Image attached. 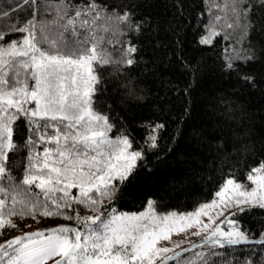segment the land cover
I'll list each match as a JSON object with an SVG mask.
<instances>
[{
	"label": "snow or ice",
	"instance_id": "snow-or-ice-1",
	"mask_svg": "<svg viewBox=\"0 0 264 264\" xmlns=\"http://www.w3.org/2000/svg\"><path fill=\"white\" fill-rule=\"evenodd\" d=\"M25 5L30 7L25 19L12 20L0 29V228H15L10 219L14 214L35 218L37 212L66 217L75 224L37 227L4 239L0 264H168L173 259L176 264H264V259L254 258L253 249H249L253 255L226 251L240 244L258 245L264 258V219L254 232L246 223L254 211L264 213V158L246 170L243 180L229 169L212 199L193 211L159 213L152 196L147 197L144 211L115 207L135 194L133 187L151 169L159 149L158 133L166 123L135 111L147 88L142 76L133 72L141 60L133 36L147 28L150 18L139 16L134 6L101 0L77 4L13 0L7 11L0 8V17ZM205 7L210 18L194 34L196 43L212 45L229 29L238 34L223 71L255 84L254 75L245 68L264 56V42L250 41L245 48L242 41L260 24L256 17L264 11V0H226ZM53 10L55 16L46 18L44 13ZM220 12L226 15L223 24ZM100 27L124 35L118 55L102 45ZM176 42L179 47V27ZM105 68L115 77L114 83L102 75ZM98 97L106 111L94 107ZM121 107L124 115L117 110ZM141 129L146 131L138 135ZM243 135L227 122L219 123L208 142L211 159L206 163L223 167L229 149L236 153L235 141ZM22 150L24 166L16 177L10 154ZM240 150L255 148L248 142ZM259 156L264 157V150ZM74 203L87 206L93 214L80 215ZM192 227L198 229L195 234L206 235L190 249L172 252L177 247L172 233ZM197 248L191 260L182 259V253Z\"/></svg>",
	"mask_w": 264,
	"mask_h": 264
},
{
	"label": "trees",
	"instance_id": "trees-1",
	"mask_svg": "<svg viewBox=\"0 0 264 264\" xmlns=\"http://www.w3.org/2000/svg\"><path fill=\"white\" fill-rule=\"evenodd\" d=\"M24 4V0H16ZM42 3L43 0H37ZM72 4L82 0H69ZM86 2V0H84ZM107 5L118 7L134 6L139 16L150 18L147 28L138 36H133L139 44L140 63L133 69L142 76L147 94L139 102L135 111L147 118L164 120L165 127L158 133L159 149L152 157L150 170H146L132 192L115 207L124 212H139L147 207V197L155 200V209L162 213L170 210L177 212L193 211L201 202L212 199L216 188L229 169L238 179H246V170L259 159V152L264 150V56L246 66L245 71L254 75L256 82L250 85L240 81L237 76L223 71V61L231 54L228 49L235 48L239 36L230 29L221 32L212 45H199L194 34L202 21L209 19L205 5L223 4L226 0H101ZM13 0H0V8L7 11V5ZM182 8V14H181ZM217 9L212 7V13ZM203 12L204 15H198ZM30 14L27 5L13 11L7 17H0V29L7 27L12 20H23ZM223 24L226 15L220 12ZM45 17L52 19L55 10L45 12ZM264 11L256 17L260 24L254 25L242 41L243 47L264 42ZM180 28V46L177 47V28ZM102 45L115 56L118 55L123 34L113 33L105 27L98 28ZM232 38H229V37ZM113 42H109V41ZM187 65V66H186ZM194 66V67H193ZM104 67V66H101ZM109 84L115 77L108 75L105 68L102 73ZM187 89V91H185ZM115 103V101H113ZM98 111H106L99 97L94 105ZM227 109V111L225 110ZM120 115L124 109L118 108ZM227 122L237 132L244 135L235 141L236 153H231L228 162L221 168L215 163L211 166L206 160L211 159L208 142L217 131L218 124ZM115 131V130H113ZM146 129H141L142 135ZM251 142L255 151L243 152L242 144ZM25 151L11 156L12 173L21 175L24 166ZM210 168V170H208ZM175 177L179 182H174ZM7 186V181L3 182ZM35 191V189H34ZM3 194H0V198ZM10 199V194H9ZM80 215H91L92 210L83 204H73ZM16 227L0 228V243L12 235L47 228L60 223L75 224L74 220L58 215L44 216L37 212L35 218L25 215L10 217ZM264 213L254 211L247 219V225L255 231ZM260 257L258 245H237L226 249L229 253H243ZM200 249H192L183 258L192 259ZM231 258V256H229ZM176 264V261L169 263ZM219 264V262H218Z\"/></svg>",
	"mask_w": 264,
	"mask_h": 264
},
{
	"label": "rangeland",
	"instance_id": "rangeland-1",
	"mask_svg": "<svg viewBox=\"0 0 264 264\" xmlns=\"http://www.w3.org/2000/svg\"><path fill=\"white\" fill-rule=\"evenodd\" d=\"M29 231H32V230H29ZM197 231L198 229H196L195 227H192L190 229L185 230L184 232L172 233L171 240L177 244V247L173 248L172 252L178 251L179 249H184L186 247H189L192 244L197 243L203 236L206 235V233L203 231H199V235H197L195 234ZM161 243H168V241H162ZM169 255L171 256V253H169Z\"/></svg>",
	"mask_w": 264,
	"mask_h": 264
},
{
	"label": "water",
	"instance_id": "water-1",
	"mask_svg": "<svg viewBox=\"0 0 264 264\" xmlns=\"http://www.w3.org/2000/svg\"><path fill=\"white\" fill-rule=\"evenodd\" d=\"M51 227H53V226H51ZM47 228H49V227H47ZM196 244V243H195ZM240 245H247V244H240ZM237 246V245H236ZM184 249H190V246L189 247H186V248H184ZM192 250V249H191ZM190 251V250H189ZM189 251H186V252H184V253H182L181 254V256H183V255H185L186 253H188ZM175 260L173 259V260H170L169 262H168V264L169 263H172V262H174Z\"/></svg>",
	"mask_w": 264,
	"mask_h": 264
}]
</instances>
